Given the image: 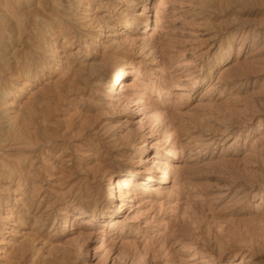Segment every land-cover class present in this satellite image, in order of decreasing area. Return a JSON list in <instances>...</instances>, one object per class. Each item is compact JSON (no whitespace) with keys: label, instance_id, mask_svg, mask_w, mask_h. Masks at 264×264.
<instances>
[{"label":"rangeland","instance_id":"rangeland-1","mask_svg":"<svg viewBox=\"0 0 264 264\" xmlns=\"http://www.w3.org/2000/svg\"><path fill=\"white\" fill-rule=\"evenodd\" d=\"M0 264H264V0H0Z\"/></svg>","mask_w":264,"mask_h":264},{"label":"bare ground","instance_id":"bare-ground-1","mask_svg":"<svg viewBox=\"0 0 264 264\" xmlns=\"http://www.w3.org/2000/svg\"><path fill=\"white\" fill-rule=\"evenodd\" d=\"M36 1V0H35ZM34 2V1H33ZM41 4H42V2H40ZM130 21V20H129ZM129 25V23L128 22H126L125 23V26L127 27ZM22 34V33H21ZM26 57V56H25ZM19 58V57H18ZM26 59V58H25ZM20 60V59H19ZM23 61V60H22ZM28 60H26V62H27ZM25 62V63H26ZM18 64V63H17ZM16 64V65H17ZM21 64H22V62H21ZM14 65V64H13ZM15 65V66H16ZM18 66V65H17ZM30 66V65H29ZM9 67V66H8ZM21 67V66H20ZM28 67V66H27ZM16 68H19V67H16ZM25 68V67H24ZM9 69V71H10V69H12V68H8ZM21 69V68H20ZM19 70V69H18ZM23 70V69H22ZM20 71V70H19ZM128 73V70L126 71V69H124V68H120L119 70H117L116 72H115V74H114V77H113V83L114 82H116V81H118L119 79H121L122 78V76H124L125 74H127ZM122 81V80H121ZM116 84V83H115ZM116 93V92H115ZM139 101V100H138ZM139 103V102H138ZM137 103V104H138ZM141 103V102H140ZM137 106V105H136ZM140 106V105H139ZM174 146H176V145H174ZM177 150V149H176ZM170 153V152H169ZM171 155H173V156H175L176 154H177V152L176 151H171ZM168 169V168H167ZM171 170V169H170ZM166 171V170H165ZM170 172V171H169ZM138 174V173H137ZM166 174H167V172H164V176H163V178L166 176ZM168 175V174H167ZM170 176V175H169ZM147 179V178H146ZM163 181V180H162ZM130 182H131V180L129 179V178H127V177H124V176H119V178H118V180H117V188H119V189H130L131 187H130ZM148 182V181H147ZM164 182V181H163ZM162 183V182H161ZM135 185V184H134ZM131 195V194H130ZM118 209V208H117Z\"/></svg>","mask_w":264,"mask_h":264}]
</instances>
